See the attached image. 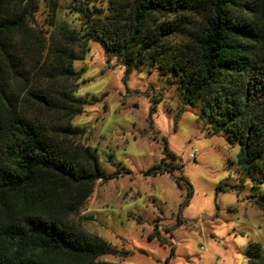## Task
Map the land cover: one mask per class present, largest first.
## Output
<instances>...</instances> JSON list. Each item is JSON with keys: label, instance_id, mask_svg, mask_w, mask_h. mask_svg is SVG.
<instances>
[{"label": "trees", "instance_id": "1", "mask_svg": "<svg viewBox=\"0 0 264 264\" xmlns=\"http://www.w3.org/2000/svg\"><path fill=\"white\" fill-rule=\"evenodd\" d=\"M45 1L53 9L58 0ZM37 6L0 0V264H121L97 260L120 251L66 218L96 180L116 176L71 140L84 130L72 119L99 100L76 94L83 69L74 63L89 42L125 72L147 67L175 82L184 103L237 144L264 207V0H106L97 15L84 14L83 27H36ZM173 168L161 162L143 174L172 176ZM243 255L264 264L257 242Z\"/></svg>", "mask_w": 264, "mask_h": 264}, {"label": "rangeland", "instance_id": "2", "mask_svg": "<svg viewBox=\"0 0 264 264\" xmlns=\"http://www.w3.org/2000/svg\"><path fill=\"white\" fill-rule=\"evenodd\" d=\"M106 0H38L36 27H83ZM83 69L76 94L98 101L85 105L71 123L84 130L71 138L97 155L101 170L115 177L94 182L84 205L67 220L120 253L97 260L121 264H247L250 242L264 254V207L256 203L237 161V144L215 133L199 106L183 101L175 82L156 69L125 72L100 44L78 53ZM163 139L176 159L163 153ZM171 163L173 177L144 175ZM175 164L178 166L175 167ZM258 200V199H257ZM153 231L165 240L161 244ZM152 237L151 239L149 237ZM172 253V255H170Z\"/></svg>", "mask_w": 264, "mask_h": 264}]
</instances>
